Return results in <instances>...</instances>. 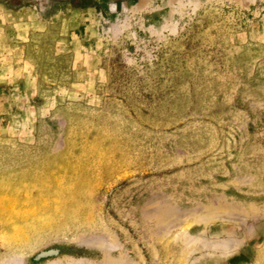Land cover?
I'll use <instances>...</instances> for the list:
<instances>
[{"label": "rangeland", "instance_id": "374dc122", "mask_svg": "<svg viewBox=\"0 0 264 264\" xmlns=\"http://www.w3.org/2000/svg\"><path fill=\"white\" fill-rule=\"evenodd\" d=\"M81 262L264 264V0H0V264Z\"/></svg>", "mask_w": 264, "mask_h": 264}, {"label": "bare ground", "instance_id": "6f19581e", "mask_svg": "<svg viewBox=\"0 0 264 264\" xmlns=\"http://www.w3.org/2000/svg\"><path fill=\"white\" fill-rule=\"evenodd\" d=\"M81 263H82V262H81ZM81 263H80V264H81ZM7 264H8V263H7ZM71 264H73V263H71ZM75 264H76V263H75ZM82 264H83V263H82Z\"/></svg>", "mask_w": 264, "mask_h": 264}]
</instances>
